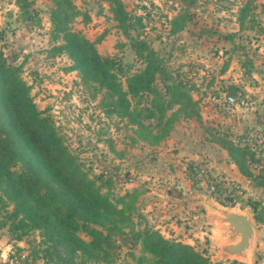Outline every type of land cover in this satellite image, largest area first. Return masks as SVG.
I'll return each mask as SVG.
<instances>
[{"label": "rangeland", "instance_id": "374dc122", "mask_svg": "<svg viewBox=\"0 0 264 264\" xmlns=\"http://www.w3.org/2000/svg\"><path fill=\"white\" fill-rule=\"evenodd\" d=\"M117 1L126 12L123 24L113 13ZM71 2L78 12L70 26L94 40L98 53L135 71L144 61L133 43L144 40L169 83L190 99L159 111L151 93L129 97L131 108L142 109L139 124L109 111L103 88L84 82L69 57L53 48L60 40L50 37L52 0H0L3 55L18 65L35 106L80 170L122 206L112 217L109 259L99 260L79 250L70 256L37 229L17 237L9 227L12 205L0 194V264H136L140 246L131 244L132 237L144 227L190 244L212 262L263 264L264 223L248 203L264 207V0ZM118 78L125 88L124 76ZM154 84L165 103L164 85L158 78ZM143 107L153 116L143 117ZM221 139L253 147V154L245 150L239 167L237 153H228ZM118 195H125L123 204ZM211 204L250 218L254 232L246 258L221 253L227 230Z\"/></svg>", "mask_w": 264, "mask_h": 264}, {"label": "trees", "instance_id": "16d2710c", "mask_svg": "<svg viewBox=\"0 0 264 264\" xmlns=\"http://www.w3.org/2000/svg\"><path fill=\"white\" fill-rule=\"evenodd\" d=\"M52 2L50 37L60 40L53 48L69 57L71 67L84 82H94L103 88L109 111L126 115L139 124L136 115L142 109L131 108L129 97L151 93L150 101H156L159 111L174 101L190 99L179 86L169 83V74L144 40L133 43L136 55L143 58V66L126 72L112 56L98 53L94 40L70 26L78 12L71 0ZM113 13L120 24L127 19L119 1ZM18 72V65L8 61L0 48V194L12 205L8 211L9 227L18 232L17 237L27 230L37 229L46 241L65 245L70 256L79 250L99 260H108L106 248L115 227L112 217L122 206L116 207L94 180L80 170L51 121L35 106L29 85ZM118 75L124 76L125 88ZM155 78L169 94L165 103L160 99ZM143 109V117L153 116L149 107ZM234 144L221 139L228 153H237L235 162L241 167L245 150L253 153L247 145ZM124 197L118 195L116 200L123 204ZM215 198L221 202L220 198ZM248 204L254 219L264 223V207H256L255 202ZM78 231L88 239L82 238ZM136 240L140 246L136 264H236L235 261L212 262L203 251L188 243L167 239L151 227L135 233L131 244ZM144 252H148L149 257Z\"/></svg>", "mask_w": 264, "mask_h": 264}, {"label": "water", "instance_id": "95a60500", "mask_svg": "<svg viewBox=\"0 0 264 264\" xmlns=\"http://www.w3.org/2000/svg\"><path fill=\"white\" fill-rule=\"evenodd\" d=\"M211 209L219 213L217 219L227 231L228 239L220 245L221 253L234 258H246L252 244L253 226L248 215L233 208L211 204Z\"/></svg>", "mask_w": 264, "mask_h": 264}, {"label": "crops", "instance_id": "0c3cea01", "mask_svg": "<svg viewBox=\"0 0 264 264\" xmlns=\"http://www.w3.org/2000/svg\"><path fill=\"white\" fill-rule=\"evenodd\" d=\"M261 112H262V114H264V111H261ZM251 115H253V114H250V116H251ZM243 118H244V117H243ZM261 126H264V124H261Z\"/></svg>", "mask_w": 264, "mask_h": 264}, {"label": "built area", "instance_id": "2783aa9c", "mask_svg": "<svg viewBox=\"0 0 264 264\" xmlns=\"http://www.w3.org/2000/svg\"><path fill=\"white\" fill-rule=\"evenodd\" d=\"M251 149H252V151H254V148L253 147H251Z\"/></svg>", "mask_w": 264, "mask_h": 264}]
</instances>
